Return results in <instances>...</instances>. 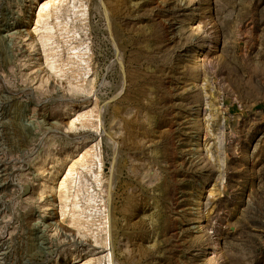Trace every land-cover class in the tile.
<instances>
[{
    "label": "rangeland",
    "instance_id": "rangeland-1",
    "mask_svg": "<svg viewBox=\"0 0 264 264\" xmlns=\"http://www.w3.org/2000/svg\"><path fill=\"white\" fill-rule=\"evenodd\" d=\"M0 264H264V0H0Z\"/></svg>",
    "mask_w": 264,
    "mask_h": 264
},
{
    "label": "bare ground",
    "instance_id": "bare-ground-1",
    "mask_svg": "<svg viewBox=\"0 0 264 264\" xmlns=\"http://www.w3.org/2000/svg\"><path fill=\"white\" fill-rule=\"evenodd\" d=\"M208 45V44H207ZM206 45V43H200L197 45V52L194 53V61H198L200 59L201 52L203 51V49L208 48V46ZM205 189V188H204ZM201 219H203V217H201ZM217 246V245H216ZM210 254V253H209Z\"/></svg>",
    "mask_w": 264,
    "mask_h": 264
}]
</instances>
